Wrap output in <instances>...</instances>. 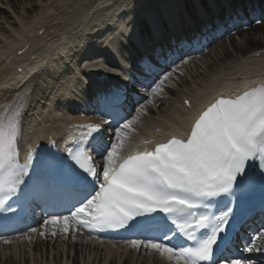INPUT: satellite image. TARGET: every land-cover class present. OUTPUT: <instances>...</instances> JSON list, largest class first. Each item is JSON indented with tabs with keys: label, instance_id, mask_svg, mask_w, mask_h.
<instances>
[{
	"label": "snow or ice",
	"instance_id": "snow-or-ice-1",
	"mask_svg": "<svg viewBox=\"0 0 264 264\" xmlns=\"http://www.w3.org/2000/svg\"><path fill=\"white\" fill-rule=\"evenodd\" d=\"M66 52L69 59L81 58L74 73L80 78L74 82L77 87L98 69L127 81L122 87L100 89L93 97L113 135L106 140L101 125L78 126L87 131L71 149L34 147L21 165L18 141L31 96L14 94L13 101L0 106V207L8 200L12 202L6 210L19 208L20 213L34 203L66 207L67 215H52L44 224L62 225L65 233L70 221L89 232L128 229L143 236L130 241L134 249L155 250L175 264H250L229 255L235 240L228 226L233 200L243 206L256 189L264 193V86L235 99H217L195 120L185 140L172 138L153 150L124 155L135 120L120 118L130 94L143 85L106 62L108 52L122 55L118 40L98 30L82 35ZM137 71L148 78L157 65L142 60ZM50 75L56 80L63 73L53 66ZM170 75L153 81L149 95L163 93ZM221 196L229 198L223 207ZM213 200L218 210L210 212ZM241 250L264 254V230Z\"/></svg>",
	"mask_w": 264,
	"mask_h": 264
},
{
	"label": "bare ground",
	"instance_id": "bare-ground-1",
	"mask_svg": "<svg viewBox=\"0 0 264 264\" xmlns=\"http://www.w3.org/2000/svg\"><path fill=\"white\" fill-rule=\"evenodd\" d=\"M93 1L0 0V4L6 5V8L0 5V93L4 86L16 87L21 84L19 78L11 76L5 59L13 52L22 50L24 45L21 43L33 36L34 32L37 33L39 25L42 26L40 29L48 27L47 29L50 30L48 34L53 36L47 44L39 41L33 45V55L37 61L35 71L38 77L34 83L31 104L22 119L19 139L21 154L33 142L45 143L46 133L58 125L57 113H49L45 109L49 107L47 106L49 100L63 91L61 89L68 82L69 74L76 70L81 59L79 55L69 59L66 49L70 50L82 35H91L99 30L104 31L105 35L112 32L111 36H116L125 31L124 26L126 29L128 25L133 24V15L136 13L133 8L126 10L128 12L124 14L123 19L121 14L116 16L113 9L99 8ZM173 9L171 11L164 9L165 14L162 17L178 24L181 28L187 26V21L180 18L186 10L182 8L176 10L175 7ZM151 13L152 15L145 16L144 20L158 17L159 7ZM57 15L60 17L55 19ZM42 20L47 22L44 23ZM51 20L56 24L54 27H51ZM259 20L264 21V18ZM246 25L248 28H236L234 32L213 44V47L205 53L184 58L177 61L179 64L176 62L167 68L169 69L167 74L171 73V75L163 86V93L155 97L150 96L153 103L147 102L148 104L141 105L137 109L136 115L141 113V109L146 114L141 113L133 118L134 131L135 129L140 131H136L132 137L141 135L144 127L146 132L150 125L157 123L155 127L161 126L165 130L164 136L175 133L173 136H165L167 137L165 141L168 138L185 140L190 134L193 123L207 107L219 98L233 99L239 96L241 90L229 87L226 89L224 86L228 84H223L224 82H236L242 74L241 77H249L254 82L264 85V63H261V60H246L240 57L243 54L250 55L254 50L255 52L264 50V22H252ZM24 59L29 58L26 56ZM53 66L61 70L62 78L53 79L50 75ZM192 93L195 94L193 96L195 111L187 118L188 114L181 111L179 103L185 95ZM157 103L160 104L159 107L156 106ZM55 105L56 103L53 102L51 107ZM147 112L151 115H147ZM188 123H191L189 128ZM176 129L179 132H175ZM19 162H23L21 156ZM85 235L86 231L77 227L69 229L67 233L63 232L62 226H55L44 235L36 231L35 238L29 237L24 241L17 239L12 245L1 243L0 262L3 264H67L68 262L70 264H175V261L168 260L166 255L161 256L155 250L145 249L143 246L134 249L130 242L100 241Z\"/></svg>",
	"mask_w": 264,
	"mask_h": 264
}]
</instances>
